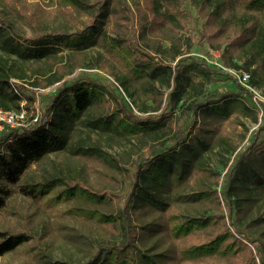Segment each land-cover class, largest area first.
Returning a JSON list of instances; mask_svg holds the SVG:
<instances>
[{
    "label": "trees",
    "instance_id": "1",
    "mask_svg": "<svg viewBox=\"0 0 264 264\" xmlns=\"http://www.w3.org/2000/svg\"><path fill=\"white\" fill-rule=\"evenodd\" d=\"M192 1L199 41L219 63L191 52L185 31L195 17L183 0H142L137 12L128 0H59L56 28L23 0L14 8L32 32L0 7V107L24 112L23 124L0 130V257L28 243L41 249L50 234L32 213L25 229L10 226L19 192L35 212L96 224L81 237L83 258L49 264H264V216L240 224L264 192V101L230 71L264 85V0ZM261 113L240 147L226 122ZM94 158L122 190L94 181ZM181 198L203 210L185 215Z\"/></svg>",
    "mask_w": 264,
    "mask_h": 264
},
{
    "label": "rangeland",
    "instance_id": "2",
    "mask_svg": "<svg viewBox=\"0 0 264 264\" xmlns=\"http://www.w3.org/2000/svg\"><path fill=\"white\" fill-rule=\"evenodd\" d=\"M23 0H0V7L6 9L12 14L16 15L20 26H24L27 32H32L31 28L27 25H24L21 17L17 13L14 6L20 9ZM26 2L32 4H40L46 11V14H51V18L53 19H44L48 20V24L50 27H58L61 22V17L57 15V9L59 5V0H24ZM131 4V7L135 12L138 11V2L142 4V0H128ZM183 7L187 10H191L194 13V17L192 22L188 25L186 35H194L191 43V52L196 55H201L204 57H208L210 62L219 63V61L215 58L218 55L217 51L213 49L207 42L204 43V47H202L201 42L199 41V36H197V27L201 26L203 20H198L195 5L192 0H183ZM15 10V11H14ZM47 16V15H46ZM51 20V21H49ZM42 21V18H41ZM196 21V22H195ZM199 21V22H198ZM46 22V21H45ZM95 50H91L90 54H94ZM210 54H213L211 56ZM106 74H99L101 78L104 80L108 79L110 76L107 72ZM111 78V77H110ZM231 85H235L231 83ZM259 96H256V100L264 101V85L258 88ZM139 96V94H137ZM25 110V109H24ZM262 113L260 114L259 122H255L251 120V118L247 116L235 117L232 120L226 122V127L229 132L232 133L234 142L239 143V146L242 147L247 143L248 138L251 133L255 131V129L259 126L261 121ZM4 128V125H0V130ZM125 147V146H123ZM239 147V148H240ZM105 149L109 152L119 155L122 147L114 144V145H105ZM229 153H227L228 155ZM135 156V155H134ZM52 162L63 161L64 157L58 156L56 154H51ZM88 159L85 160L87 164ZM47 169L52 168L49 160L46 161ZM77 163V160L74 159V164ZM92 166L89 168L90 173L92 174V178L99 185L107 186L110 189H121L122 185L113 182L106 174L112 173L109 170L108 164H106L100 158H94L91 160ZM212 165L219 168L221 166V157L218 154L213 155ZM36 165H33L32 172H37ZM120 179L123 176H119ZM207 181V180H206ZM191 187L187 186L182 189L178 196H184L191 191ZM15 196L18 198L15 202H10L9 211H7L8 219L11 220L10 226L18 229H25L27 227L26 222V214L32 213L33 218L36 220V228L39 232L49 229L50 234L48 239L42 243V248L32 249V244H26L17 247L11 252L6 253L5 255L0 257V264H49L48 261L55 260H80L86 254V244L82 240L81 237L86 238L88 235L97 234L96 224L92 221L84 219L76 214H68V215H57L52 214L51 211L48 212H35L34 204L30 202L28 197H25L23 194L16 192ZM251 204L250 209L246 215V218L240 222L241 226H246L247 222L252 218L261 215L264 216V192H255L253 198L248 200ZM180 208L182 209L185 215L198 214L203 209L200 205L192 204L189 201L184 200V198L180 199L179 202ZM21 214H24L21 216ZM14 224V225H13ZM192 264H233L231 261H216L214 259H202L196 263Z\"/></svg>",
    "mask_w": 264,
    "mask_h": 264
},
{
    "label": "built area",
    "instance_id": "3",
    "mask_svg": "<svg viewBox=\"0 0 264 264\" xmlns=\"http://www.w3.org/2000/svg\"><path fill=\"white\" fill-rule=\"evenodd\" d=\"M238 81L244 86L250 88L255 96H259L258 89L252 87L249 83L250 73L244 69H230ZM24 123V112H16L11 110H4L0 107V125L8 124L10 126H16Z\"/></svg>",
    "mask_w": 264,
    "mask_h": 264
}]
</instances>
